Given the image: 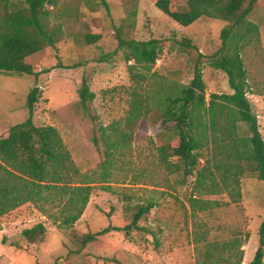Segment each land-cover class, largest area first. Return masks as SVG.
<instances>
[{
	"label": "trees",
	"instance_id": "16d2710c",
	"mask_svg": "<svg viewBox=\"0 0 264 264\" xmlns=\"http://www.w3.org/2000/svg\"><path fill=\"white\" fill-rule=\"evenodd\" d=\"M257 1L185 0L183 9L175 10L169 0H156V9L179 26L186 27L203 18L225 23L219 32V46L209 56L199 54L186 38L177 42L183 51L195 53L188 84L168 79L154 70L168 41L135 40L132 29L136 11L127 14L126 36H121V29L116 31L117 47L127 64L130 81L123 89L127 109L123 117L108 126L97 127L103 161L95 170L81 172L57 129L33 123L34 107L40 97V89L34 85L26 96L27 119L9 127L0 138V219L31 205L46 220L71 229L89 205L94 186L99 184L108 190L116 169L120 170L121 164L132 165L126 159L139 122L155 118L163 128L162 143L155 148L159 167L167 175L180 170L187 176L194 172L183 218L186 228L190 219L194 264H242L241 248L249 238L248 233L232 231L227 240H209V230L198 215L241 202L242 180L246 177H255L264 192V139L247 98L251 87L241 58L248 47L259 57L264 53L259 26L249 20ZM86 2L102 5L108 12L105 0ZM57 6L58 0H0V71L38 77L25 59L61 42L62 26L52 27L49 22ZM65 13H70L68 8ZM82 38L85 45H90L100 37L84 34ZM203 65L223 72L231 93L207 96ZM47 72L48 69L43 70ZM94 97L83 81L80 101L84 104ZM171 158L177 162L173 163ZM222 195L228 198V203L210 199ZM123 198L127 223L73 235L79 250L109 232H146L139 223L155 204L152 201L132 204L128 194H123ZM45 233L44 225L38 223L23 229L20 235L27 243L36 244L44 240ZM263 257L264 215L249 264H264Z\"/></svg>",
	"mask_w": 264,
	"mask_h": 264
},
{
	"label": "rangeland",
	"instance_id": "374dc122",
	"mask_svg": "<svg viewBox=\"0 0 264 264\" xmlns=\"http://www.w3.org/2000/svg\"><path fill=\"white\" fill-rule=\"evenodd\" d=\"M105 1L108 12L102 5H90L86 0H58L49 22L52 27L62 26L61 42L25 59L38 77L0 71V138L9 127L27 119L26 96L36 85L40 97L34 107L33 123L57 129L81 172L95 170L103 161L97 127L108 126L123 117L127 109L123 89L130 81L116 37L117 29H121V36H126L127 14L133 9L136 11L132 29L135 40L168 41L154 70L181 84H188L192 77L195 53L183 51L177 42L186 38L199 54L209 56L218 48L219 32L225 26L221 20L207 18L186 27L179 26L156 9V0ZM169 1L175 10L183 9L185 4V0ZM66 8L70 11L68 15ZM249 20L259 26L264 51V0L257 1ZM84 34L100 38L85 45ZM241 58L251 87L247 98L264 139V53L259 57L248 47ZM44 69L49 72L43 73ZM202 80L207 96L231 93L225 74L208 65L202 66ZM83 81L95 95L91 102L84 104L79 98ZM162 129L155 118L139 122L126 159L132 165L121 164L120 170L116 169L108 190L99 184L94 186L89 205L71 229L46 220L31 205L2 217L0 264H194L188 214V228L183 220L194 172L187 176L180 170L167 175L159 167L155 148L162 143ZM171 160L177 162L176 158ZM123 194L130 195L132 204L146 201L155 204L139 223L146 232H109L79 250L73 235L127 223ZM210 199L229 202L225 195ZM263 215V186L255 177H246L242 180L241 202L200 213L198 218L206 224L209 240H227L232 231L248 233L249 238L241 249L242 264H249L257 247V228ZM38 223L46 229L44 240L27 243L21 238V231Z\"/></svg>",
	"mask_w": 264,
	"mask_h": 264
}]
</instances>
